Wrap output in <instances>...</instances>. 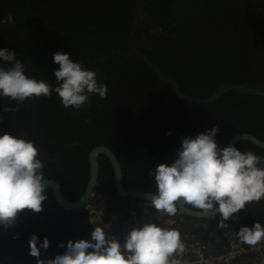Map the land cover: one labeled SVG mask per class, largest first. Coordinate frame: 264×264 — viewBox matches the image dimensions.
<instances>
[{"label": "trees", "instance_id": "trees-1", "mask_svg": "<svg viewBox=\"0 0 264 264\" xmlns=\"http://www.w3.org/2000/svg\"><path fill=\"white\" fill-rule=\"evenodd\" d=\"M247 3L251 2L0 0V18L13 17V23L0 25V49L14 51L29 78L58 86L53 53L60 51L94 70L97 81L107 85L106 98L92 94L81 110L65 108L55 92L23 104L0 97V135L10 132L33 141L45 165L44 177L55 179L69 200L81 195L89 173L87 153L97 144L110 147L119 159L125 188L154 192L148 173L158 163L171 164L177 158L181 137L194 138L218 127L215 140L221 148L240 132L264 140L263 97L230 89L212 102L184 101L135 53L145 54L186 94L207 96L224 82L264 86V33L262 24L252 21L264 13V0L256 1L252 12ZM0 66L7 67L3 61ZM5 106L15 110L3 112ZM234 146L264 155V148L248 140ZM99 161L97 186L113 211L116 199H131L115 193L112 167L104 155ZM44 195L40 213L24 210L15 227L0 226L1 257L36 264L29 255L33 234L39 243L45 237L49 241L46 250L41 248V259L63 254L69 240L91 239L86 209H62L47 187ZM179 215L182 228L188 230L220 220L219 215ZM257 221L264 225V200L247 205L227 223L239 229Z\"/></svg>", "mask_w": 264, "mask_h": 264}, {"label": "clouds", "instance_id": "clouds-1", "mask_svg": "<svg viewBox=\"0 0 264 264\" xmlns=\"http://www.w3.org/2000/svg\"><path fill=\"white\" fill-rule=\"evenodd\" d=\"M11 23V15L0 18V25ZM0 61L7 65L0 66V97L18 104L50 97L55 92L65 108L81 110L91 102L90 95L107 96V85L97 81L96 72L86 69L80 61L74 62L66 52L53 53V61L58 65L53 70L58 82L55 87L44 80L29 78L14 51L0 49ZM14 110L7 106L2 109ZM218 133L219 128L213 127L194 138L181 137L177 158L171 164L158 163L148 173L156 187L147 194V207L160 216L175 217L183 203L210 219L219 215L218 227L227 228L226 222L234 214L264 200L261 157L251 151L242 152L234 145L219 147L215 140ZM39 157L33 141L10 132L0 135V226L15 227L24 210L34 213L43 210L47 199L45 165ZM102 214V210H95L90 215L89 224L99 222L90 240H69L63 254L41 259V248L46 250L49 241L45 237L39 243V237L33 234L28 241L29 255L36 258V264H188L184 259L187 247L178 228L149 220L131 227L121 241L105 231ZM167 223L174 225L175 220ZM233 235L238 244L254 249L264 243V225L257 221L251 227H240Z\"/></svg>", "mask_w": 264, "mask_h": 264}, {"label": "water", "instance_id": "water-1", "mask_svg": "<svg viewBox=\"0 0 264 264\" xmlns=\"http://www.w3.org/2000/svg\"><path fill=\"white\" fill-rule=\"evenodd\" d=\"M132 51H135V49L132 48ZM135 53L136 55L144 59L147 62V64L155 70L157 77L159 79L171 83L174 86L177 97L184 101H192L197 103L212 102L216 100L221 94H223L224 92L230 89H236L243 94L256 95L264 98V86L249 85V84L237 83V82L221 83L215 87V90L212 94L207 96L186 94L183 91H181L178 83L173 78L164 76L161 70L158 68V66L154 64L151 60H149V58L145 54L136 51ZM240 140H248L254 145L260 148H264V140L259 139L257 136L249 132H240L231 136L230 139L225 144V147L233 146L236 142ZM100 155H104L112 167L113 188L118 196L122 198L141 199L143 201H147L149 199L147 194L152 193L153 191L127 189L123 186L122 167L119 159L109 147H107L104 144H97L92 146L87 153L89 173L83 191L77 199L69 200L65 198L63 196V192L60 184L53 178H45L44 180L45 187L51 189L53 199L59 207L65 210L86 209L87 207L90 208L91 206L100 203L106 208L104 204V198L102 197L101 194H98L96 198L95 196H93V192L99 176ZM256 155L260 156L262 163H264V155L261 154H256ZM178 212L184 214L185 216H190L195 218H206V216L202 215V213L199 210L192 209L189 206H184L183 203L179 205ZM87 214L89 219L91 214H89V211H87ZM92 219H95V217L92 216ZM97 224H99V222H97ZM97 224H93V226L95 227L97 226Z\"/></svg>", "mask_w": 264, "mask_h": 264}, {"label": "built area", "instance_id": "built-area-1", "mask_svg": "<svg viewBox=\"0 0 264 264\" xmlns=\"http://www.w3.org/2000/svg\"><path fill=\"white\" fill-rule=\"evenodd\" d=\"M146 207V201H135L128 212L107 213L105 207L99 203L90 207L89 214L102 210V226L111 236L114 235L116 227H120L125 234L131 227L149 221L150 216H157V220L159 214L150 207H147L145 212ZM170 218L176 220L177 215ZM91 225L94 228L93 224ZM227 225V228H220L218 223H207L194 230L181 231L187 247L184 259L188 264H264V243L254 249L238 244L233 235L238 228L230 223ZM0 264L23 263L13 256H0Z\"/></svg>", "mask_w": 264, "mask_h": 264}, {"label": "rangeland", "instance_id": "rangeland-1", "mask_svg": "<svg viewBox=\"0 0 264 264\" xmlns=\"http://www.w3.org/2000/svg\"><path fill=\"white\" fill-rule=\"evenodd\" d=\"M256 1H262V0H247V2H251L250 4H248L247 3V10L248 11H253V10H255V6L253 5L254 3H256ZM252 21L253 22H258V23H261L262 24V26H261V31L264 33V13H262L261 15H259V16H257V15H255L254 16V18L252 19ZM263 38H264V35H263ZM105 199L107 200V198L105 197ZM123 203H126V205L128 204H131L130 203V200H128V202L127 201H122ZM107 208H108V206H106ZM150 213H151V211H150ZM156 217L157 216H154L153 218H151V216H150V218H149V220L150 221H153V222H157V223H159V224H161L162 226H164V227H176V228H178L179 230H180V232L181 231H183V230H188V229H183L182 228V221L180 220V218H179V216L177 215V219L175 220V224L173 225V224H169V223H167V221H169V220H173V219H171L170 217H167V216H158V219L156 220ZM197 228H199V226L197 227ZM196 229V228H195ZM189 231V230H188ZM114 235L118 238V239H121V241H122V237H123V232L121 231V229H119L118 227H116V228H114Z\"/></svg>", "mask_w": 264, "mask_h": 264}, {"label": "flooded vegetation", "instance_id": "flooded-vegetation-1", "mask_svg": "<svg viewBox=\"0 0 264 264\" xmlns=\"http://www.w3.org/2000/svg\"><path fill=\"white\" fill-rule=\"evenodd\" d=\"M131 50H132V48H131ZM192 102V101H191ZM105 145V144H104ZM107 146V145H106ZM108 147V146H107ZM110 148V147H109ZM111 149V148H110ZM112 150V149H111ZM121 164V163H120ZM121 167H122V164H121ZM99 175H100V161H99ZM122 178H123V167H122ZM98 179H99V176H98ZM98 179H97V182H98ZM123 182V181H122ZM124 186V185H123ZM138 190H141V189H138ZM115 191V190H114ZM148 191V190H147ZM116 193V192H115ZM98 194H101L102 195V197L104 198V204H105V206H108L107 205V200L105 199V197L106 198H108V196H106L104 193H103V191H102V188H99L98 186H97V183H96V186H95V189H94V192H93V196H95V198L98 196ZM117 194V193H116ZM120 197V196H119ZM128 199V198H127ZM131 200H130V203L131 204H127L126 205V203H123L122 201H127L128 202V200H126V199H124V200H117L116 199V201H115V203H116V206H118L117 207V209H115V210H113V211H109L108 210V208L106 207L105 209H106V212L107 213H111V212H118V211H121V212H128L130 209H132V207H133V204H134V202L135 201H143V200H141V199H134V198H130ZM147 202V201H146ZM88 211V210H87ZM177 215L178 216H180L179 215V212L177 213ZM204 224H201V226H203ZM92 226V225H91ZM119 229H121L120 227H118ZM14 257V256H13ZM16 258V257H15Z\"/></svg>", "mask_w": 264, "mask_h": 264}, {"label": "bare ground", "instance_id": "bare-ground-1", "mask_svg": "<svg viewBox=\"0 0 264 264\" xmlns=\"http://www.w3.org/2000/svg\"><path fill=\"white\" fill-rule=\"evenodd\" d=\"M86 209L90 212V208L89 207H87Z\"/></svg>", "mask_w": 264, "mask_h": 264}]
</instances>
